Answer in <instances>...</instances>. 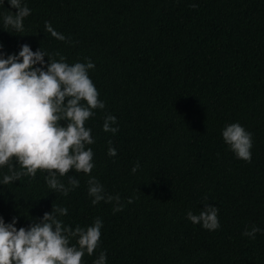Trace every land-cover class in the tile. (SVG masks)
Wrapping results in <instances>:
<instances>
[{"label": "trees", "instance_id": "16d2710c", "mask_svg": "<svg viewBox=\"0 0 264 264\" xmlns=\"http://www.w3.org/2000/svg\"><path fill=\"white\" fill-rule=\"evenodd\" d=\"M21 3L31 14L16 32L4 29L3 16L18 9L0 0L3 53L28 44L33 52H59L69 64L90 58L89 76L106 107L85 122L95 140L86 145L94 152L92 173L58 175L68 188L69 177L79 180L68 195L47 186L45 170L4 185L11 172L0 167L5 223L15 217L17 228L28 227L53 204L68 208L57 218L73 230L100 218L99 246L82 264H93L102 250L106 264H264V232L243 235L252 226L264 230V0ZM46 21L66 41L52 37ZM108 114L117 117L116 134L103 131ZM237 122L253 134L251 163L223 139L222 130ZM13 170L25 171L15 163ZM90 176L107 195L120 196L123 211L113 213L115 201L92 204ZM205 204L219 209L218 230L187 219Z\"/></svg>", "mask_w": 264, "mask_h": 264}, {"label": "clouds", "instance_id": "9594fccd", "mask_svg": "<svg viewBox=\"0 0 264 264\" xmlns=\"http://www.w3.org/2000/svg\"><path fill=\"white\" fill-rule=\"evenodd\" d=\"M8 3L18 11L3 16L4 29L23 32V21L31 14V9L22 5L21 0H8ZM44 28L55 39L66 41L65 35L56 31L51 22L46 21ZM2 48L0 44V167L7 165L11 172V175H4L2 183L8 185L22 176L34 178L38 170H45L47 186L66 196L79 187L80 182L69 177L71 188H68L58 175L66 176L73 169L90 175L95 167L94 152L86 148L95 140L92 129L86 128L85 122L95 116V110L106 107L89 76L95 64L90 58L86 63L69 64L59 52L49 54L42 47L33 52L28 44L21 45L18 54L6 55ZM62 121H66V125L61 124ZM102 128L104 132L116 134L119 131L117 117L108 114ZM222 136L237 159L252 162L251 132L237 122L227 125ZM108 143V155L115 157L117 150L111 147V140ZM13 163L25 171H14ZM139 168L137 163L132 172ZM88 185L93 205L115 201L113 213L123 211L118 194L107 195L103 185L93 176ZM127 202L131 204L134 200L130 197ZM218 212L216 206L205 204L198 215L188 211L187 219L214 231L220 228ZM57 214L67 215L68 208L53 204L51 213H45L42 220L34 219L28 227L17 228L15 217L11 223H5L0 217V264H82L86 253L93 255L99 246L103 221L96 218L92 225H77L73 230L65 226ZM258 232L264 230L252 226L243 235L255 239ZM71 238L76 239L75 244H70ZM106 261L107 253L102 250L93 264H106Z\"/></svg>", "mask_w": 264, "mask_h": 264}]
</instances>
